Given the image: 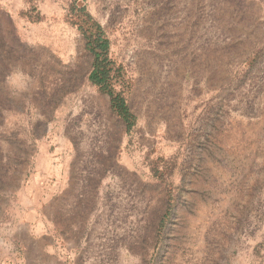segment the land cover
<instances>
[{
	"label": "rangeland",
	"instance_id": "1",
	"mask_svg": "<svg viewBox=\"0 0 264 264\" xmlns=\"http://www.w3.org/2000/svg\"><path fill=\"white\" fill-rule=\"evenodd\" d=\"M0 22V264H264V0H12Z\"/></svg>",
	"mask_w": 264,
	"mask_h": 264
},
{
	"label": "trees",
	"instance_id": "2",
	"mask_svg": "<svg viewBox=\"0 0 264 264\" xmlns=\"http://www.w3.org/2000/svg\"><path fill=\"white\" fill-rule=\"evenodd\" d=\"M80 13L83 15L88 27H80L79 32L84 38L85 50L92 57L91 69L87 78L88 82L97 89L99 94L108 97L111 112L124 123L126 131H130L136 123V118L127 103V94L130 90V85L125 69L111 58L110 41L102 26L89 13L85 12V10H81ZM5 17L9 27L13 31L11 34L13 40L19 43V40L14 34L11 17L6 13ZM0 34H2L0 36V43L2 42L3 44L4 36L1 22ZM10 72V70H6L3 73V77H0V83H4V77L10 74ZM5 109L0 108V123L4 120L3 110Z\"/></svg>",
	"mask_w": 264,
	"mask_h": 264
},
{
	"label": "crops",
	"instance_id": "3",
	"mask_svg": "<svg viewBox=\"0 0 264 264\" xmlns=\"http://www.w3.org/2000/svg\"><path fill=\"white\" fill-rule=\"evenodd\" d=\"M12 2V0H0V4L3 6H6L8 8H10V3Z\"/></svg>",
	"mask_w": 264,
	"mask_h": 264
}]
</instances>
